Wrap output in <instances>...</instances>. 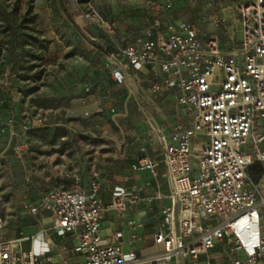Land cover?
Segmentation results:
<instances>
[{
	"label": "built area",
	"instance_id": "built-area-1",
	"mask_svg": "<svg viewBox=\"0 0 264 264\" xmlns=\"http://www.w3.org/2000/svg\"><path fill=\"white\" fill-rule=\"evenodd\" d=\"M152 8L161 11L159 4ZM236 11L240 39L226 50L218 36L202 37L192 23L164 24L156 17L139 44L103 51L102 71L126 90L128 101H136L139 93L135 75L146 70L151 94L170 91L192 119L188 127L177 121L167 134L139 107L159 158L141 156L131 168L164 176L168 184L169 205L154 235L163 251L154 257L123 252L119 232L100 236L109 211L124 212L141 199L116 186L110 202L103 203L96 169L87 187L74 175L68 187L37 191L38 202L23 207L28 215L48 211L52 230L74 235V250L85 256V264H217L211 257L216 248L230 255V264H264V133H254L264 118V0H250ZM221 22L212 18L215 28ZM39 237L45 248H54L45 231ZM23 241H0V264L51 261Z\"/></svg>",
	"mask_w": 264,
	"mask_h": 264
},
{
	"label": "rangeland",
	"instance_id": "rangeland-1",
	"mask_svg": "<svg viewBox=\"0 0 264 264\" xmlns=\"http://www.w3.org/2000/svg\"><path fill=\"white\" fill-rule=\"evenodd\" d=\"M249 1L0 0V211L19 188H66L78 171L104 170L118 154L141 99L126 102L102 71L105 49L139 44L157 17L192 23L226 50L240 39L236 7ZM257 124L263 134L264 118Z\"/></svg>",
	"mask_w": 264,
	"mask_h": 264
},
{
	"label": "crops",
	"instance_id": "crops-1",
	"mask_svg": "<svg viewBox=\"0 0 264 264\" xmlns=\"http://www.w3.org/2000/svg\"><path fill=\"white\" fill-rule=\"evenodd\" d=\"M135 78L139 90L136 102L141 99V104L138 105L137 112L131 114L132 119L126 121L121 128L123 137L116 151L118 154L104 170H98L101 182L99 195L103 203H109L113 189L116 186H123L131 194L139 196L141 201L128 205L124 212L109 211L101 220L99 234L103 238H112L115 233H121L118 241L119 248L125 253L133 252L138 258L146 259L163 251L161 245L155 244L154 235L161 231V212L169 205V200L167 198L168 184L164 176L154 178L149 171H133L131 168L141 156L159 158V147L139 107H143L167 134L171 132L172 125L177 121H180L184 127H188L192 113L178 106L170 91H164L157 96L152 95L149 90L150 77L146 70L137 73ZM143 84L147 85V90H143L141 87ZM122 89L128 102L126 90L123 87ZM131 101L134 102V100ZM183 109L188 113L187 120L183 117ZM8 170L7 172H10V169ZM158 170L163 172L164 167L160 165ZM90 171L82 170L75 174L82 178L86 187L90 181ZM9 176L12 177L11 173ZM7 184L10 187V182ZM17 192L16 198L0 211V241L24 239L25 247H33L43 258L51 257V261L45 264H85V256L74 250L77 245L74 235L69 233L60 236L52 230L51 216L48 211L42 210L36 215H28L25 212L23 208L25 205H35L38 202L36 193L31 192L25 195V189L22 188H19ZM131 222H135L133 227L130 225ZM41 231L48 234L54 248L48 250L44 247L39 237ZM140 231L143 233L140 234ZM33 237L34 242L31 243L30 239ZM211 257L217 264H230V255L219 248L212 250ZM170 264L178 263L171 261Z\"/></svg>",
	"mask_w": 264,
	"mask_h": 264
},
{
	"label": "trees",
	"instance_id": "trees-1",
	"mask_svg": "<svg viewBox=\"0 0 264 264\" xmlns=\"http://www.w3.org/2000/svg\"><path fill=\"white\" fill-rule=\"evenodd\" d=\"M126 46V45H125ZM111 49H114V48H109L107 50H111ZM106 50V49H105ZM103 53V52H102ZM102 56V55H101ZM102 66H103V58H102ZM109 77V76H108ZM111 80V79H110ZM115 84V83H114Z\"/></svg>",
	"mask_w": 264,
	"mask_h": 264
}]
</instances>
